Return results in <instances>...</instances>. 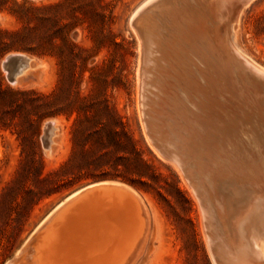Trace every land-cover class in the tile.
Masks as SVG:
<instances>
[{"label": "rangeland", "instance_id": "rangeland-1", "mask_svg": "<svg viewBox=\"0 0 264 264\" xmlns=\"http://www.w3.org/2000/svg\"><path fill=\"white\" fill-rule=\"evenodd\" d=\"M26 1L28 3H25ZM66 1L68 0H0V30L11 33H20L21 35L13 37V39L20 41L23 39V36L28 33L30 28L33 30L32 32H36L38 35L43 34L47 32L52 26L48 21L45 20V18L55 13L53 8L46 6ZM72 1L73 0H70V2ZM76 1L79 2V5L87 3L84 7L86 10H88L93 8V4H96L98 0ZM102 3L103 8L99 9V11L104 14V18L103 20H98L97 24H93V32L95 34H99L101 31H103V34L105 35L113 33L118 45L112 44L111 39L105 37L103 40L105 46L98 50L95 47L94 42L89 38L91 34L88 29L78 27L71 34L72 39L76 43H79L85 47H92V53H90V55L94 56L89 60L88 67L93 68L95 65H98L99 67L94 70L92 79L90 78L91 73L86 72L84 78L80 80L79 74L76 72L74 84L72 85V91H74V93L78 92L83 96H87V102L89 104L107 101L110 106H113L121 115L125 117V121L127 122L130 132L137 140L141 142L140 145L144 152L143 156L145 160L148 161V164L152 167L156 178L151 182L152 187H150L148 191L138 190L129 184L112 180H86L82 183L74 185L72 188H68V185L73 182L71 173H76V170L72 169L71 171V169H68L66 172L67 174L63 175H61V173L56 175L53 172L60 170L62 165L69 160L72 154L73 117L70 119H68L65 115H60L58 117H47L42 120L40 124H38V116L34 115L33 113L29 114L26 109L20 108L15 103L11 104L7 108L0 109V121L3 123H0V264L50 263L51 260L47 261L45 256L47 248L50 250V247L52 246L48 247L46 241H44L42 238L44 236L43 232L46 229V225L49 226L51 224L49 221L58 211L54 213L52 212L57 208V206L65 202L66 199L74 193L91 185L102 184L105 182L120 183L128 186L130 189L127 190L135 197L137 204L141 209L143 219V225L141 224V227H136L132 232L125 236L123 240L115 246L114 249H116V251L113 249L110 252V255L107 258V264H215L209 246L208 234L204 225L205 223L203 214L200 213L202 212L201 206H199L200 202L196 197L194 188L192 187L189 178L184 174V172L178 169L172 160L166 158L162 153H160L156 144H160L161 142L159 140L166 138L170 140L171 144H177L176 146H182V148L185 149L184 147H186V142L191 140L189 139V136L191 135L190 133L199 132L198 135L201 137L199 136L198 140L201 141L197 140L195 147L197 150L200 146L198 149L199 151H197L201 154V156L198 155L196 151V158L200 162L202 161V163L204 161L205 164H207H203L206 166V168L213 167L211 163L214 166L216 165L218 168L215 171L216 173L218 172L217 174L213 172L214 174H211L210 177L204 174V177H206L207 180L212 179L214 191L218 192L219 189H221V184L225 182L228 183L229 181V183L232 182L235 184L236 189L240 187L239 189H241L244 193V201L240 203L237 200L238 196L232 193L227 196H230L229 198H226V195L224 197L221 196L217 198L218 204H220V208L222 210L221 215L225 216L228 214L231 217L229 220V222L231 221L230 228H225V231L227 230L225 232V236L228 238V242H230V236V239L232 240L234 237L233 234L238 230V232H240L242 229L243 232L245 231L242 234V239H245L244 241H248L246 237L248 234L251 235L254 232L257 233L258 229H256V226H252V222L249 221L248 215H250L252 211L255 212V209H258V211L262 210V213H264V208H261L264 207V155L261 154L262 151H264V89L261 88L250 77L247 71V66L245 62H243L245 59L242 54H244L245 57L247 56L246 58L251 59L253 62L264 68V0H251L249 4L244 7L240 14L237 28L232 34L231 41H233L234 44H230L229 41H227L230 38V33H228L230 24L229 22H231L232 19L228 18V14L226 16L222 14V12L219 11L220 8L217 6V3L214 1H209L202 6L192 5L187 1L178 2L176 0L165 2L161 0H155L153 2L152 0H103ZM166 7H168V10H166ZM175 8H177L178 11H175ZM182 8H184L186 13ZM14 11L19 13L24 18L23 21L20 20L16 14H14ZM147 11H149V13ZM155 12L157 13L156 16ZM218 13L219 15H217ZM149 14H151V16ZM168 14H174V18L172 17L174 20L170 17L171 15L169 16ZM213 15L216 16V19L219 21L215 22L216 19ZM221 15L222 17H225L223 19L226 23L222 21L223 19ZM150 17L151 19L154 17L153 21L150 19ZM137 18L139 19L137 20ZM165 18H168L169 21ZM149 19L150 23L148 21ZM220 21H222V23ZM146 24H148V26ZM189 26H194V28ZM224 26L226 27V32H224ZM165 27L168 30H166ZM158 30H161L160 32H162V34L159 33ZM153 32L155 33L153 34ZM186 37L190 40L188 39L187 41ZM153 45H155L154 48H152ZM20 52L30 54L38 58L41 66L33 69L32 72L34 76L32 77L33 79L31 78V82L28 81V85L13 86L8 82L7 73L2 68V62L7 55ZM148 52L150 55H148ZM144 53L147 56L155 55V59L152 56V58H148ZM160 53L161 55H158ZM166 55L167 57L169 56V58H166ZM85 56L87 55L85 54ZM196 57L200 58V60ZM149 59H152V62ZM169 59L172 61V63ZM200 61H202V63ZM145 62H147V64ZM166 63L168 64L167 66ZM173 63L174 65L172 66ZM154 64H157L156 70H154ZM195 65L196 69L193 67ZM147 66L150 67L147 68ZM0 68L3 72L6 82L14 89L36 90L43 93L44 95L49 96L50 98L60 94V90L58 89L60 69L58 60L54 56L49 54L39 55L25 50L11 51L2 58L0 62ZM172 70L175 71L173 72ZM196 70L198 71L195 72ZM202 70L204 71L202 72ZM192 72L194 73L192 74ZM147 73L149 74L147 75ZM202 73L204 74L203 76ZM145 74L149 77L146 76V78L144 76ZM165 74L167 76L169 75L168 78ZM157 77L162 79L159 80V83L156 82L158 85L156 83L152 84L148 81L151 78H155L157 81ZM165 77L167 80L170 79L169 81L171 82L167 81ZM191 79L193 83L190 82ZM181 80L184 81V83ZM198 80H201V83L197 82ZM146 81L147 84L144 85ZM208 81H210V83H207ZM32 83L35 84L33 85ZM161 83L164 84L167 89H163L165 87ZM185 83L189 88H186L187 86L185 87ZM192 84L195 85L193 86ZM210 84L213 85V88L210 86ZM180 85L182 87H180ZM200 85L203 88V90L200 91L202 93L198 92V90L202 89ZM204 85H206V87ZM184 87L186 89V93L185 89L182 90ZM230 87L231 89H229ZM191 89L193 90L191 91ZM164 90L166 94L163 93ZM194 91L198 93L196 94ZM203 91L206 92L204 93ZM175 92L176 94L178 93V95H176ZM180 92L184 93L181 95ZM173 93L176 95L177 99L175 98V95L173 97ZM183 94H194L192 95L191 99L193 102L194 100L196 101L194 104L197 106H194L193 103L190 105L192 101H190V103L184 101L185 98ZM191 95H187L188 99L191 97ZM209 95L212 99H210V97L208 98ZM162 96L167 97L165 98ZM147 97L150 99H146ZM181 97L184 99L182 100ZM225 97H227V99ZM157 98H160V100ZM207 98L210 101L207 100ZM196 99H198V101ZM202 99L205 100V102H208L209 106L206 103L205 104L207 106L204 105ZM161 100H163V103L160 102ZM231 100H233V103H231ZM18 101L19 104H23V100L18 99ZM173 101H176L177 103ZM159 102L162 105L159 104ZM167 102L175 108L170 107V104L168 105ZM217 103L220 104L218 107L216 106ZM156 104H159L160 106ZM234 104H236V108ZM212 105L214 107H212ZM225 106L227 110L225 109ZM164 107L168 109H165ZM193 107H196V109ZM211 107L212 109L210 110L209 108ZM161 108L162 110L165 109L164 113ZM180 108L183 109L181 110ZM152 109L154 110L152 111ZM159 109L160 111H158ZM184 109H189L190 112H188L189 110L186 111ZM213 109L216 110L214 111ZM156 110L160 113L157 114ZM195 110L197 113L194 114V112H196ZM223 110L225 112H223ZM183 111L186 112L184 118L182 117L185 114ZM230 111L233 112L230 113ZM247 111L250 112V114H248ZM180 112H183V114ZM176 113H178V115ZM162 114L164 115L162 116ZM180 114L182 115L180 116ZM197 114L198 117L196 118ZM234 114H236L237 117ZM255 114L258 116L257 120ZM247 115H249V118ZM223 116H225L226 119L222 118ZM157 117L158 119H156ZM189 117L193 119H190ZM49 119H55L60 129L57 135L58 144L51 156L45 155L42 147L44 123ZM178 119H180V122L182 121V123H180ZM176 120H178V122ZM192 120L196 121V124H194ZM204 120L207 121V123ZM227 120L229 122L231 120V122L229 123ZM238 120H240L241 123ZM250 120L251 123L253 122L252 124L249 122ZM199 121L201 123H199ZM214 121L217 122L214 123ZM175 122L176 124H174ZM189 122H192L190 123L192 124L191 126ZM203 122L204 124L202 125ZM208 122L213 126L211 125L212 127H209L210 124ZM163 123L166 126H164ZM177 123L181 127H179ZM205 123L206 126H204ZM245 124L248 126L246 127ZM216 125L218 129L216 128ZM163 127H167L165 129V131L167 130L166 132L164 131ZM168 127H170L169 129L171 132L168 130ZM174 127L177 128L173 129ZM206 128H209L208 131ZM234 130L236 131L234 132ZM187 131L190 132H188L189 135ZM183 133L185 135H182ZM218 133L220 136H218ZM174 134L177 136L175 137ZM254 135L258 139L255 138ZM237 137L238 139H236ZM244 139L247 140L244 141ZM184 141L185 145L183 143ZM241 141H243V143ZM180 143L182 145H180ZM212 144H216L214 145L216 148H214ZM201 145H203L206 149L202 148L203 146L201 147ZM231 145L233 149L230 147ZM37 146L40 147L43 154V177L47 179L46 181H38L34 174L35 171H32L34 169V163L31 161V155L33 151L36 150ZM208 150L209 153L207 152ZM246 150L249 152H246ZM213 151L214 154L217 153L216 157L213 155ZM258 151L260 152L258 153ZM211 152L214 156L212 158ZM249 155L252 157V160H250L251 158H248ZM241 157L242 159H240ZM230 158L234 159L231 160ZM213 159L215 162L219 161V164L218 162L217 164L213 162ZM241 160L242 163L245 161L246 163H243V165ZM223 161L225 163H223ZM226 162L229 163L226 164ZM256 163H259V165ZM224 164L228 166L225 167L229 170L225 169ZM235 165L236 168L233 167ZM242 165L246 167H242ZM219 167L222 169L221 172L219 171ZM254 167H256L255 170L257 167L258 169L255 171L252 169ZM239 170L241 173L246 175L244 176V174H240ZM210 171L212 172L211 168ZM232 173H234V175ZM215 175L218 177H214ZM219 175L221 176L220 178ZM228 175L230 176L225 179L224 177H227ZM239 175L242 177H239ZM256 176H258L257 179H255ZM230 177L232 178L230 179ZM234 178H236L238 182ZM249 181H251V183ZM111 186L114 187L116 185ZM250 192L252 194H250ZM252 196H256L257 198H253ZM226 204L229 207L226 206ZM249 211L251 212L250 214ZM238 214L239 217H237ZM235 219L236 221L237 219L242 220H240L241 223L239 222L240 229L239 224H235ZM236 225L238 230L236 229ZM74 228L75 229L72 230L70 228H66L62 237L58 235V239H64L67 245L71 244L72 239L75 240L76 243V238L79 237V233L81 231L77 227ZM249 230L251 232H249ZM38 237H40V239L37 240ZM55 239L56 237L53 240ZM127 242L129 244H127ZM120 250L122 251L120 252Z\"/></svg>", "mask_w": 264, "mask_h": 264}, {"label": "bare ground", "instance_id": "bare-ground-1", "mask_svg": "<svg viewBox=\"0 0 264 264\" xmlns=\"http://www.w3.org/2000/svg\"><path fill=\"white\" fill-rule=\"evenodd\" d=\"M153 1H155V0H152V2ZM214 2H216L217 3V6L220 8L219 9V11L220 12H222V14H224L225 16L228 14L229 16H228V18H230V19H232V21L231 22H234V23H236V24H238V22H239V17H240V14H241V12L243 11V9H244V7L245 6H247L248 4H249V2L251 1V0H213ZM253 1V0H252ZM211 2H212V0H211ZM169 4V3H168ZM173 4V3H172ZM213 4V3H212ZM166 5V4H165ZM174 5V4H173ZM178 5V4H177ZM147 6V5H146ZM162 6H163V4H162ZM181 6V5H180ZM216 6V7H217ZM178 7H179V5H178ZM158 8V7H157ZM167 9L166 10H168V7H166ZM185 8V7H184ZM184 8H182L183 10H184ZM186 8H188V7H186ZM191 8V7H190ZM195 8V7H194ZM211 8H212V6H211ZM170 9V8H169ZM176 10L175 11H178L177 10V8H175ZM181 9V10H182ZM189 9V8H188ZM140 10H141V8H140ZM172 10V9H171ZM200 10V9H199ZM198 10V11H199ZM217 10H218V8H217ZM155 11V10H154ZM153 11V12H154ZM137 12H139V11H137ZM148 13H149V11H147ZM146 12V13H147ZM157 12V11H156ZM155 12V16L157 15V13ZM159 12H160V10H159ZM170 12V11H169ZM184 12H185V10H184ZM189 12V11H188ZM206 12V11H205ZM144 13V12H143ZM176 13V12H175ZM174 13V14H175ZM177 13H179V12H177ZM182 13H183V11H182ZM186 13V12H185ZM199 13H200V11H199ZM145 14V13H144ZM153 14V13H152ZM174 14H168L171 18L173 17V15ZM201 14V13H200ZM206 14V13H205ZM207 14H208V12H207ZM150 16H151V14H149ZM154 15V14H153ZM165 15V14H164ZM164 15H163V18H164ZM217 15H219V13L217 14ZM139 16V15H138ZM144 16V15H143ZM143 16H142V19H143ZM161 16V15H160ZM160 16H158V17H160ZM209 16H211V15H209ZM214 16V15H213ZM145 17V16H144ZM158 17H156V18H158ZM167 17V16H166ZM205 17V16H204ZM215 17V19H216V16H214ZM221 17H222V15H221ZM147 18V17H146ZM148 18H149V16H148ZM147 18V19H148ZM153 18L154 17H152V19H151V17H150V19L153 21ZM174 18V17H173ZM172 18V19H173ZM223 18H225V17H222V19ZM139 18H137V20H138ZM150 19L148 20L149 21V23H150ZM165 19H168V18H165ZM214 19V20H215ZM218 19H219V17H218ZM227 19V18H226ZM140 20H141V18H140ZM146 20V19H145ZM156 20V19H155ZM174 20V19H173ZM210 20V19H209ZM157 21H158V19H157ZM160 21H162V20H160ZM159 21V22H160ZM168 21H169V19H168ZM217 21H219V20H217L216 19V21L215 22H217ZM222 21H224V19L222 20ZM222 21H220L221 23H222ZM229 21V20H228ZM134 22V21H133ZM156 22V21H155ZM174 22V21H173ZM225 22V21H224ZM231 22H229L230 24H231ZM148 23V22H147ZM153 23V22H152ZM212 23V22H211ZM226 23V22H225ZM133 24V23H132ZM191 24V23H190ZM212 24H214V23H212ZM216 24V23H215ZM220 24V23H219ZM230 24H229V26H230ZM141 25V24H140ZM147 26H148V24H146ZM150 25V24H149ZM164 25V24H163ZM193 25V24H192ZM191 25V26H192ZM137 26V25H136ZM145 26V25H144ZM169 26V25H168ZM191 26H189V27H191ZM197 26V25H196ZM195 26V27H196ZM141 27V26H140ZM225 27V26H224ZM166 28V27H165ZM191 28H194V26L193 27H191ZM197 28V27H196ZM214 28V27H213ZM153 29V28H152ZM160 29V28H159ZM198 29V28H197ZM139 30V29H138ZM157 30V29H156ZM162 30V29H161ZM160 30V31H161ZM166 30H168L167 28H166ZM195 30V29H194ZM226 30V27H225V29H224V32H226L225 31ZM151 31H153V30H151ZM159 31V30H158ZM159 31V33H161L162 34V32H160ZM170 31V30H169ZM164 32V31H163ZM223 32V33H224ZM155 32H153V34H154ZM229 33V32H228ZM188 34V33H187ZM227 35V34H226ZM152 36V35H151ZM163 36H164V34H163ZM229 36V35H228ZM149 37H150V35H149ZM227 37V36H226ZM230 37V36H229ZM151 38V37H150ZM165 38V37H164ZM187 38V37H186ZM188 39L189 38H187V41H188ZM142 40H144V39H142ZM150 40V39H149ZM158 40V39H157ZM162 40V39H161ZM186 40V39H185ZM190 40V39H189ZM141 41V40H140ZM160 41V40H159ZM177 41V40H176ZM227 41H229V43L230 44H232L233 43V41H231L230 40V38L227 40ZM231 41V42H230ZM149 42V41H148ZM154 42V41H153ZM156 42V41H155ZM144 43H145V41H144ZM163 43H164V41H163ZM180 43H182V42H180ZM156 44H158V43H156ZM234 44V43H233ZM142 45V44H141ZM147 45V44H146ZM152 45V44H151ZM160 45V44H159ZM150 46V45H149ZM154 46L155 45H153V47L152 48H154ZM162 46V45H161ZM177 47V46H176ZM182 47V46H181ZM237 47V46H236ZM236 47H235V49H236ZM156 48H158V47H156ZM155 48V49H156ZM162 48V47H161ZM177 48H179V47H177ZM176 48V49H177ZM231 49H232V47H231ZM238 49V48H237ZM145 50H146V48H145ZM178 50V49H177ZM233 50V49H232ZM148 51V50H147ZM157 51H158V49H157ZM170 52H172V51H170ZM174 52V51H173ZM178 52V51H177ZM180 52V51H179ZM239 52V51H238ZM146 53V52H145ZM144 53V54H145ZM168 53V52H167ZM241 54H242V52H241ZM240 54V55H241ZM146 55V54H145ZM148 55H150L149 54V52H148ZM158 55H161V53L160 54H158ZM243 56H244V59H245V62H246V65L247 66H249L250 67V69L251 70H253V71H256V73H258V74H262V75H264V68H262L261 66H259L258 64H256L255 62H253L251 59H249V58H246L245 57V55L244 54H242ZM147 56V55H146ZM152 56V55H151ZM147 56L148 58H152V57H154V59H155V55L154 56ZM176 56V55H175ZM146 57V58H147ZM177 57V56H176ZM145 58V57H144ZM166 58H169V56L167 57V55H166ZM174 58V57H173ZM178 58V57H177ZM197 58V57H196ZM238 58V57H237ZM176 59V58H175ZM197 59H199L200 60V58H197ZM242 59H243V57H242ZM144 60H146V59H144ZM150 60V59H149ZM148 60V61H149ZM152 60V59H151ZM150 60V61H151ZM158 60V59H157ZM170 60V59H169ZM177 60V59H176ZM149 61V62H150ZM171 61V60H170ZM181 61V60H180ZM144 62V61H143ZM148 62V63H149ZM152 62V61H151ZM177 62V61H176ZM190 62L192 63V61L190 60ZM189 62V63H190ZM201 63H202V61H200ZM244 62V61H243ZM141 63V62H140ZM146 64H147V62H145ZM144 63V64H145ZM154 63H156V62H154ZM164 63H165V61H164ZM171 63H172V61H171ZM145 64V65H146ZM170 64V63H169ZM177 64V63H176ZM182 64V63H181ZM181 64H180V66H181ZM244 64V63H243ZM151 65V64H150ZM155 65V64H154ZM157 65V64H156ZM156 65L154 66V70H156ZM168 64L166 63V66H167ZM171 65V64H170ZM174 65V63L172 64V66ZM193 65V64H192ZM141 66V65H140ZM153 66V65H152ZM171 66V67H172ZM176 66H178V65H176ZM184 66V65H183ZM148 67H150V66H147V68ZM168 67H170V66H168ZM167 67V68H168ZM192 67V66H191ZM193 67H195V69H196V65L195 66H193ZM198 67V66H197ZM145 68H146V66H145ZM144 68V69H145ZM164 68V67H163ZM199 68H202V67H199ZM33 69L34 68H32V67H30V68H28L27 70H26V72H25V74H30V73H32V71H33ZM153 69V68H152ZM172 69H173V67H172ZM244 69H246V68H244ZM151 70V69H150ZM167 70H169V69H167ZM200 70V69H199ZM152 71V70H151ZM173 71V70H172ZM175 71V70H174ZM173 71V72H174ZM198 70H196L195 72H197ZM204 70H202V72H203ZM146 72V71H145ZM144 72V73H145ZM149 72V71H148ZM157 72V71H156ZM165 72V71H164ZM172 72V73H173ZM187 72H188V70H187ZM191 72V71H190ZM152 73V72H151ZM167 73V72H166ZM185 73V72H184ZM194 72H192V74H193ZM149 73H147V75H148ZM153 74V73H152ZM160 74H161V72H160ZM174 74V73H173ZM146 74L144 75L145 77L147 76ZM162 75V74H161ZM164 75V74H163ZM166 75V74H165ZM187 75V74H186ZM204 74L202 73V76H203ZM140 76V75H139ZM143 76V77H144ZM157 76V75H156ZM167 76V75H166ZM169 76V75H168ZM168 76H167V78H168ZM182 76H184V75H182ZM195 76V75H194ZM144 77V78H145ZM147 77H149V76H147ZM146 77V78H147ZM151 77V76H150ZM164 77V76H163ZM178 77V76H177ZM188 77V76H187ZM186 77V78H187ZM144 78H143V81H144ZM167 78L165 77V79L167 80ZM180 78V77H179ZM194 78V77H193ZM33 79V78H32ZM32 79H29L28 81L29 82H31V80ZM150 79V78H149ZM195 79H197V78H195ZM206 79V78H205ZM208 79V78H207ZM233 79V78H232ZM159 80H162L161 78H159V77H157V81L155 80V78L153 79V78H151L150 80H148L149 82H151L152 84H154V83H156V82H158L159 83ZM170 80V79H169ZM169 80H167V81H169ZM28 81H25V82H23V83H20V84H18V85H16V86H25V85H28L27 83H29ZM34 81V80H33ZM32 81V82H33ZM142 81V82H143ZM180 81V80H179ZM182 81V80H181ZM201 81V80H200ZM199 80L197 81V82H200ZM207 81V80H206ZM35 82V81H34ZM169 82H171V81H169ZM183 83H184V81H182ZM190 82H192L193 83V81H192V79H191V81ZM36 83V82H35ZM34 83V84H35ZM158 83H156L157 85H158ZM177 83V82H176ZM201 83V82H200ZM207 83H210V81H208ZM212 83V82H211ZM33 84V83H32ZM33 84V85H34ZM141 84V83H140ZM147 84V81H146V83L144 84V85H146ZM162 84V83H161ZM166 84H167V82H166ZM170 84V83H169ZM177 84H179V83H177ZM186 84V83H185ZM216 84V83H215ZM143 85V86H144ZM163 86H164V84H162ZM172 85V84H171ZM176 85V84H175ZM182 85H184V84H182ZM189 85H191V84H189ZM193 85V84H192ZM195 85V84H194ZM193 85V86H194ZM141 86V85H140ZM151 86V85H150ZM156 86V85H155ZM154 86V87H155ZM162 86V87H163ZM187 86V84L185 85V87ZM205 87H206V85H204ZM210 86L212 87L213 85H211L210 84ZM216 86H217V84H216ZM33 87V86H32ZM161 87V86H160ZM165 88H163V89H167L166 88V86H164ZM179 87V86H178ZM178 87H177V90H178ZM180 87H182L181 85H180ZM179 87V88H180ZM185 87L184 88H182V90L183 89H185ZM200 87L202 88V86L200 85ZM199 87V88H200ZM159 88V87H158ZM186 88H189L188 86L186 87ZM193 88V87H192ZM213 88V87H212ZM216 88V87H215ZM214 88V89H215ZM141 89V88H140ZM153 89V88H152ZM181 89V88H180ZM196 89H197V87H196ZM196 89H194L195 91H197ZM229 89H231V87L229 88ZM142 90V89H141ZM145 90V89H144ZM154 90V89H153ZM162 90V89H161ZM174 90V89H173ZM193 89H191V91H192ZM201 90H203V88L202 89H200V90H198V92L199 93H202V92H200ZM176 91V90H175ZM190 91V92H191ZM194 91V92H195ZM207 91V90H206ZM206 91H203L204 93L206 92ZM234 91V90H233ZM263 91V90H262ZM168 92V91H167ZM197 92V93H198ZM223 92H224V90H223ZM143 93V92H142ZM144 93H145V91H144ZM150 93H152V92H150ZM163 93H165V90L163 91ZM181 93V92H180ZM182 93H184V92H182ZM182 93H181V95H182ZM185 93H186V89H185ZM188 93V92H187ZM196 93V92H195ZM196 93V94H197ZM208 93H210V92H208ZM216 93H218V92H216ZM161 94V93H160ZM166 94V93H165ZM165 94H162V95H165ZM168 94V93H167ZM172 94V93H171ZM175 94H176V92H175ZM174 93H173V97H174V95H175ZM235 94V93H234ZM249 94V93H248ZM152 95H154V94H152ZM176 95H178V93L176 94ZM176 95H175V98H176ZM188 96H190L191 94H187ZM187 95L186 94H183V96H184V98H185V100L184 101H187L188 103H190V101H192V95H194V94H192L191 95V97L188 99V97H187ZM204 95V94H203ZM202 95V96H203ZM161 96V95H160ZM182 96V97H183ZM197 96H199V95H197ZM201 96V95H200ZM236 96V95H235ZM162 97H165V96H162ZM161 97V98H162ZM167 97V96H166ZM165 97V98H166ZM182 97H181V99H182ZM204 97V96H203ZM202 97V98H203ZM210 97V95L208 96V98ZM238 97V96H237ZM236 97V98H237ZM149 97H147L146 99H148ZM164 98V99H165ZM183 98V99H184ZM195 98H197V97H195ZM207 98V100H209ZM226 99H227V97H225ZM150 99V98H149ZM157 99H159L160 100V98H157ZM177 99V98H176ZM182 99V100H183ZM201 99V98H200ZM199 99V100H200ZM210 99H212L211 97H210ZM153 100V99H152ZM194 100V99H193ZM197 101H198V99H196ZM203 100V99H202ZM230 100V99H229ZM234 100V99H233ZM233 100H231V103H233L232 101ZM148 101V100H147ZM154 101V100H153ZM163 100H161L160 102H162ZM172 101V100H171ZM179 101V100H178ZM181 101V100H180ZM210 101V100H209ZM243 101V100H242ZM159 102V104H161ZM169 102V101H168ZM167 102V103H168ZM173 102H175V103H177L176 101H173ZM173 102H171V103H173ZM194 102H196L195 100H194ZM194 102L192 101L191 102V104L190 105H192V103L194 104ZM203 102V104L204 105H206V104H208V102H205V100H203L202 101ZM212 102H215V101H212ZM229 102V101H228ZM245 102V101H244ZM149 103V102H148ZM152 103V102H151ZM163 103V102H162ZM206 103V104H205ZM263 103H264V101H263ZM153 104V103H152ZM159 104H156V105H158V106H160ZM170 103H168V105H169ZM181 104H182V102H181ZM246 104V103H245ZM250 104V103H249ZM162 105V104H161ZM165 105V104H164ZM175 105V104H174ZM179 105H180V103H179ZM189 105V104H188ZM200 105V104H199ZM211 105V104H210ZM220 104H216V106L218 107ZM236 104H234V106H235ZM167 106V105H166ZM170 107H174V106H171V104L169 105ZM168 106V107H169ZM194 106H197L196 104H194ZM207 106V105H206ZM205 106V107H206ZM208 106H209V104H208ZM148 107H150V106H148ZM157 107V106H156ZM177 107V106H176ZM183 107H184V105H183ZM186 107V106H185ZM191 107V106H190ZM203 107V106H202ZM212 107H214L213 105H212ZM212 107L211 108H209L210 110L212 109ZM237 107H239V106H237ZM159 108V107H158ZM163 108V107H162ZM162 108H161V110H162ZM165 108V107H164ZM175 108V107H174ZM193 108H195L196 109V107H193ZM207 108V107H206ZM216 108V107H215ZM220 108V107H219ZM222 108V107H221ZM228 108V107H227ZM235 108H236V106H235ZM240 108V107H239ZM157 109V108H156ZM165 109H168V108H165ZM164 109V110H165ZM169 109H172V108H169ZM181 109V108H180ZM179 109V110H180ZM183 109V108H182ZM181 109V110H182ZM191 109V108H190ZM199 109V108H198ZM217 109V108H216ZM215 109V110H216ZM223 109V108H222ZM225 109H226V106H225ZM241 109H243V108H241ZM154 109H152V111H153ZM164 110H162L163 111V113H164ZM174 110V109H173ZM172 110V111H173ZM184 110H186V109H184ZM189 110V109H188ZM188 110H186V111H188ZM200 110V109H199ZM206 110V109H205ZM214 110V109H213ZM214 110V111H215ZM227 110V109H226ZM253 110H255V109H253ZM262 110V109H261ZM157 111V110H156ZM158 111H160V109L158 110ZM156 112L157 114L158 113H160V112ZM167 111V110H166ZM171 111V112H172ZM196 111V110H195ZM222 111V110H221ZM229 111V110H228ZM263 111V110H262ZM175 112H176V110H175ZM184 112V111H183ZM183 112H180V113H182L183 114ZM188 112H190V110L188 111ZM194 112V111H193ZM193 112H192V114H193ZM199 112V111H198ZM201 112H203V111H201ZM206 112H207V110H206ZM205 112V113H206ZM223 112H225L224 110H223ZM222 112V113H223ZM227 112V111H226ZM231 112H233V111H230V113ZM252 112H254V111H252ZM154 113V112H153ZM162 113V112H161ZM169 113V112H168ZM174 113V112H173ZM185 114L182 116L183 118H184V116L186 115V112H184ZM195 113H197V111L196 112H194V114ZM200 113V112H199ZM216 113V112H215ZM244 113H245V110H244ZM247 113L248 114H250V112H248L247 111ZM256 113H257V111H256ZM165 114H166V112H165ZM177 115H178V113H176ZM182 114H180V116L182 115ZM191 114V113H190ZM201 114V113H200ZM217 114H218V112H217ZM221 114V113H220ZM263 114H264V112H263ZM164 114H162V116H163ZM169 115V114H168ZM171 115V114H170ZM173 115V114H172ZM176 115V116H177ZM209 115V114H208ZM216 115V114H215ZM232 115V114H231ZM230 115V116H231ZM234 115H236V114H234ZM251 115H253V114H251ZM250 115V116H251ZM155 116V115H154ZM166 116V115H165ZM206 116V115H205ZM233 116V115H232ZM248 116V118H249V115H247ZM255 116H256V114H255ZM254 116V117H255ZM179 117V116H178ZM181 117V118H182ZM198 117V114H197V116H196V118ZM209 117V116H208ZM213 117V116H212ZM211 117V118H212ZM236 117H237V115H236ZM260 117V116H259ZM171 118H173V117H171ZM177 118V117H176ZM180 118V117H179ZM183 118H182V120H183ZM190 119H193V118H191V117H189ZM188 118V119H189ZM195 118V117H194ZM222 118H225V116H223ZM221 118V119H222ZM233 118V117H232ZM241 118V117H240ZM246 118V117H245ZM247 118V119H248ZM156 119H158V117L156 118ZM175 119V118H174ZM205 119V118H204ZM220 119V120H221ZM226 119V118H225ZM224 119V120H225ZM227 119H228V116H227ZM230 119V118H229ZM252 119H254V118H252ZM258 119V116H256V120ZM168 120V119H167ZM179 120V122H180V119H178ZM178 120H176L177 122H178ZM197 120V119H196ZM201 120V119H200ZM210 120V119H209ZM223 120V121H224ZM242 120V119H241ZM263 120V119H262ZM261 120V121H262ZM163 121V120H162ZM166 121V120H165ZM190 121V120H189ZM193 121V123L194 124H196L195 122L196 121H194V120H192ZM205 121V120H204ZM207 121H208V119H207ZM207 121H205L206 123H207ZM228 121V120H227ZM239 122H240V120H238ZM253 121V120H252ZM261 121H259V122H261ZM264 121V120H263ZM169 122V121H168ZM174 122V121H173ZM187 122V121H186ZM198 122V121H197ZM212 122V121H211ZM217 122V121H216ZM215 121H214V123H216ZM229 122V121H228ZM230 122H231V120H230ZM229 122V123H230ZM237 122V121H236ZM250 123H251V120L249 121ZM248 122V123H249ZM256 122H258V121H256ZM170 123V122H169ZM180 123H182V121L180 122ZM190 123H192V122H189V124ZM199 123H201L200 121H199ZM206 123H205V125L204 126H206ZM209 123V122H208ZM222 123V122H221ZM226 123V122H225ZM232 123H233V121H232ZM238 123V122H237ZM241 123V122H240ZM253 123V122H252ZM251 123V124H252ZM263 123V122H262ZM261 123V124H262ZM164 124V123H163ZM173 124V123H172ZM172 124H171V127H172ZM174 124H176V122L174 123ZM204 124V122L202 123V125ZM210 124V123H209ZM256 124V123H255ZM260 124V125H261ZM177 125H178V123H177ZM176 125V126H177ZM186 125H188V124H186ZM192 124H190V126H191ZM198 125V124H197ZM200 125V124H199ZM212 124H210V126L209 127H212L211 126ZM218 125V124H217ZM217 125H216V128H217ZM226 125V124H225ZM235 125H236V123H235ZM246 125V127L248 126L247 124H245ZM263 125V124H262ZM164 126H166L165 124H164ZM179 127H181L180 125H178ZM215 126V125H214ZM226 126H228V125H226ZM237 126V125H236ZM253 126V125H252ZM178 127V128H179ZM183 127V126H182ZM187 127V126H186ZM203 127V126H202ZM208 127V126H207ZM219 127V126H218ZM223 127V126H222ZM221 127V128H222ZM167 128V127H166ZM166 128H164L163 127V129H164V131H165V129ZM170 127H168V130H170L169 129ZM177 128V127H176ZM175 127L173 128V129H176ZM184 128H185V126H184ZM228 128H230L229 126H228ZM239 128V127H238ZM252 128V127H251ZM172 129V130H173ZM196 129V128H195ZM194 129V130H195ZM203 129H204V127H203ZM209 129V128H208ZM208 129L206 128V130L208 131ZM214 129V128H213ZM218 129V128H217ZM231 129V128H230ZM235 129V128H234ZM247 129H250V128H247ZM261 129V128H260ZM184 130H186V129H184ZM253 130V129H252ZM255 130V129H254ZM262 130V129H261ZM264 130V129H263ZM164 131H163V133H164ZM167 131V130H166ZM165 131V132H166ZM182 131V130H181ZM198 131V130H197ZM213 131V130H212ZM233 131V130H232ZM236 130H234V132H235ZM255 131H257V130H255ZM258 131H259V129H258ZM169 132V131H168ZM170 132H171V130H170ZM179 132H180V130H179ZM189 131H187V133H188ZM206 132V131H205ZM239 132H241V131H239ZM264 132V131H263ZM185 133H186V131H185ZM190 133V132H189ZM189 133H188V135H189ZM207 133V132H206ZM242 133V132H241ZM175 134H176V132H175ZM175 134H174V136H175ZM191 135L189 136V139H191V140H189L188 142H186L187 144H186V147H184L185 149H183L182 148V146L181 147H179V146H176V145H173V144H171L170 143V140L169 139H166V138H164V139H161V140H159L161 143L160 144H156V146L159 148V151H160V153H162L166 158H169L170 160H172L173 162H174V165H176L177 167H178V169H180L182 172H184V174L189 178V180H190V183H191V185H192V187L194 188V192H195V194H196V197L198 198V200H199V202H200V205L199 206H201V210H202V212H200V213H202L203 214V219H204V225H205V228L207 229V234H208V240H209V246H210V249H211V253H212V256H213V259H214V262H215V264H264V213H262V210H259L258 211V209H255L254 211L255 212H253L252 211V213L249 211V214L250 215H248L249 216V221L250 222H252L251 224H252V226L254 225V226H256V229H258V231H257V233H252L251 235L250 234H248L246 237H247V240L248 241H244L245 239L243 238L242 239V234L245 232H243V229L242 230H240V232H238L239 230L237 229L238 227H237V225L239 224V229H240V220H238L237 219V221H236V219H235V221H236V223L235 224H237L236 225V229L238 230V231H236L234 234H233V238H232V240L230 239L231 238V236H230V238H229V240H230V242H228V238L225 236V232L227 231H225V228L227 227V228H230V225H231V221L229 222V220H230V215H221V208H220V204H218V197H221V196H225L226 195V198H229V197H227L228 195H230V193H232V194H234V195H237L238 197V201H239V203L240 202H243L244 201V193H243V191L241 190V189H236V187H235V184H233L232 182H230L229 183V181H228V183L227 182H225V183H222L221 184V189H219V191L218 192H216V191H214V189H213V186H212V179H210V180H207L206 179V177H204V174L206 175V176H208V177H210L211 176V174L213 175L214 173L213 172H215L218 168H217V166L215 165H213L212 163H211V165L213 166V167H210L211 168V170H212V172L210 171V168H206V166L205 165H207V164H205V162L203 161V163H202V161L200 162L196 157H197V155H196V151L199 149V147H198V149L196 150V141L198 140V138H199V136L200 135H198L199 134V132L197 133V132H191L190 133ZM215 134H216V131H215ZM228 134V133H227ZM259 134H261V133H259ZM164 135H166V134H164ZM163 135V136H164ZM182 135H185L184 133L182 134ZM222 135V134H221ZM241 135V134H240ZM263 135V134H262ZM169 136V135H168ZM167 136V137H168ZM177 136V135H176ZM175 136V137H176ZM181 136V135H180ZM212 136V135H211ZM218 136H220L219 135V133H218ZM222 136H224V135H222ZM222 136H221V138H222ZM228 136V135H227ZM229 136H232V135H229ZM243 136V135H242ZM255 136V135H254ZM166 137V136H165ZM170 137V136H169ZM186 137V136H185ZM201 137V136H200ZM208 137H209V132H208ZM214 137V136H213ZM217 137V136H216ZM184 138V137H183ZM211 138V137H210ZM229 138V137H228ZM247 138V137H246ZM255 138H257L256 136H255ZM207 139V138H206ZM219 139V138H218ZM224 139V138H223ZM230 139V138H229ZM236 139H238V137L236 138ZM250 139V138H249ZM258 139V138H257ZM178 140V139H177ZM185 140V139H184ZM208 140V139H207ZM211 140V139H210ZM232 140V139H231ZM247 140V139H246ZM245 139H244V141H246ZM263 140V139H262ZM173 141V140H172ZM175 141H176V139H175ZM186 141V140H185ZM185 141L183 142L184 143V145H185ZM198 141H201V140H198ZM204 141V140H203ZM206 141V140H205ZM236 141V140H235ZM217 142V141H216ZM219 142V141H218ZM242 143H243V141H241ZM256 142V141H255ZM254 142V143H255ZM260 142V141H259ZM206 143H207V141H206ZM210 143V142H209ZM208 143V144H209ZM220 144V143H219ZM218 144V145H219ZM228 144V143H227ZM232 144V143H231ZM247 144V143H246ZM258 144V143H257ZM264 144V143H263ZM180 145H182L181 143H180ZM214 145H216V144H214ZM213 144H212V146H214ZM221 145V144H220ZM230 145V144H229ZM261 145V144H260ZM203 145H201V147H202ZM207 146V145H206ZM222 146V145H221ZM257 146V145H256ZM209 147H211V146H209ZM231 148H232V145L230 146ZM202 148H204V146L202 147ZM208 148V147H207ZM214 148H216L215 146H214ZM222 148V147H221ZM250 148H251V146H250ZM253 148H255V147H253ZM204 149H206V148H204ZM209 149V148H208ZM224 149V148H223ZM233 149V148H232ZM256 149V148H255ZM258 149V148H257ZM211 150H212V148H211ZM199 151V150H198ZM197 151V153H198V155H200L201 156V154L199 153ZM217 151V150H216ZM227 151H229V150H227ZM236 151V150H235ZM256 151V150H255ZM261 151V150H260ZM260 151H258V153L260 152ZM201 152V151H200ZM208 153H209V150L207 151ZM246 152H249V151H247L246 150ZM254 152V151H253ZM263 152L264 151H262V155H264L263 154ZM239 153V152H238ZM250 153H251V151H250ZM257 153V152H256ZM255 153V154H256ZM206 154V153H205ZM52 154H49V155H47V156H51ZM203 155H204V153H203ZM202 155V156H203ZM207 155V154H206ZM211 155H212V152H211ZM210 155V156H211ZM213 155L216 157V155H217V153L216 154H214V151H213ZM211 156V158L212 157H214V156ZM246 155V154H245ZM221 156V155H220ZM247 156V155H246ZM256 156V155H255ZM204 157V156H203ZM206 157V156H205ZM208 157H209V155H208ZM257 157V156H256ZM255 157V158H256ZM234 158H236V157H234ZM234 158H232V159H234ZM248 158H251L250 160H252V157H250V155H249V157ZM247 158V159H248ZM259 158V157H258ZM262 158V157H261ZM189 159V160H188ZM197 159V160H196ZM200 159V158H199ZM217 159V158H216ZM215 159V160H216ZM231 159V158H230ZM231 159V160H232ZM240 159H242V157L240 158ZM211 160V159H210ZM256 160H257V158H256ZM212 161V160H211ZM210 161V162H211ZM228 161V160H227ZM233 161H235V160H233ZM248 161V160H247ZM253 161H254V159H253ZM252 161V162H253ZM260 161H261V159H260ZM260 161H259V163H260ZM207 162V161H206ZM213 162H215L214 161V159H213ZM218 162V164H219V161H217ZM217 162H215L216 164H217ZM209 163V162H208ZM223 163H225L224 161H223ZM227 163H229V162H226V164ZM231 163H233V162H231ZM241 163H242V160H241ZM243 163H246V161L245 162H243ZM242 163V164H243ZM254 163V162H253ZM259 163L257 164V165H259ZM203 164H205V165H203ZM226 164H224V167L226 166ZM239 164V163H238ZM238 164H236V165H238ZM264 164V163H263ZM209 165V164H208ZM221 165V164H220ZM219 165V166H220ZM232 165V164H231ZM236 165L235 166H233V167H235L236 168ZM244 165V164H243ZM242 165V167H246V166H243ZM255 165V164H254ZM253 165V166H254ZM175 166V167H176ZM230 166V165H229ZM249 166H250V164H249ZM261 166H263V165H261ZM226 167H228V166H226ZM225 167V169H227ZM232 167V168H233ZM252 167V166H251ZM251 167H249V168H251ZM231 168V169H232ZM235 168H233V169H235ZM255 168L256 167H254V168H252V169H254L255 170ZM260 168H262V167H260ZM259 168V169H260ZM237 169H238V167H237ZM242 169V168H241ZM257 169H258V167H257ZM256 169V170H257ZM263 169V168H262ZM221 170L222 169H220V167H219V171L221 172ZM227 170H229V169H227ZM250 170V169H249ZM255 170V171H256ZM178 171V170H177ZM236 171V170H235ZM240 171V170H239ZM244 171H246V170H244ZM248 171V170H247ZM264 171V170H263ZM223 172V171H222ZM226 172V171H225ZM230 172V171H229ZM231 172H232V170H231ZM230 172V173H231ZM237 172V171H236ZM242 172H243V170H242ZM216 173V172H215ZM218 173V172H217ZM216 173V174H217ZM224 173V172H223ZM246 173H250V172H246ZM233 175H234V173H232ZM238 174H239V172H238ZM240 174H244V173H241V171H240ZM264 174V173H263ZM223 175V174H222ZM246 174H244V176H245ZM230 175H228L227 177H224L225 179H227L228 177H229ZM241 175H239V177H240ZM248 176V175H247ZM259 176V175H258ZM258 176H256V178L255 179H257V177ZM214 177H216V175L214 176ZM218 177V176H217ZM216 177V178H217ZM221 176L219 175V178H220ZM223 177V176H222ZM237 177V176H236ZM242 177V176H241ZM251 177V176H250ZM232 177H230V179H231ZM259 178H262V177H259ZM234 179H236V178H234ZM240 179V178H239ZM252 179V178H251ZM184 180H186V179H184ZM236 181H237V179H236ZM262 181V180H261ZM260 181V182H261ZM238 182V181H237ZM240 182V181H239ZM244 182V181H243ZM250 183H251V181H249ZM257 183V182H256ZM255 183V184H256ZM258 184V183H257ZM105 185H107V186H105ZM110 185V186H109ZM111 185H116V186H111ZM241 185H242V183H241ZM238 186V185H237ZM239 186H240V184H239ZM118 187V188H117ZM120 187V188H119ZM191 187V188H192ZM262 187V186H261ZM260 187V188H261ZM122 188V189H121ZM190 188V189H191ZM244 188V187H243ZM127 189H130L128 186H126V185H123V184H120V183H109V182H105V183H102V184H95V185H91V186H89V187H86V188H84V189H82V190H80V191H78V192H76V193H74L73 195H71L70 197H68L67 199H66V201L65 202H63V203H61L59 206H57V208L52 212V213H54V212H56V211H58V212H56L53 216V218L49 221V223H51L49 226H47L46 225V229H45V231L43 232V240L44 241H46V243H47V246L48 247H50V246H52V247H50V250H49V248H47V250H46V260L48 261V260H51V262L50 263H48V264H107V258H108V256L110 255V252L115 248V246L116 245H118L122 240H123V238L125 237V236H127L130 232H132L136 227H141V224L143 225V219H142V212H141V209H140V207H139V205L137 204V201L134 199V196L131 194V193H129L128 192V190ZM252 189H253V187H252ZM241 190V191H240ZM247 190V189H246ZM228 191V192H227ZM247 192H249V191H247ZM246 192V193H247ZM193 193V192H192ZM245 193V194H246ZM261 193V192H260ZM264 193V192H263ZM250 194H252L251 192H250ZM195 197V196H194ZM195 197V198H196ZM253 197V196H252ZM254 197H256V196H254ZM253 197V198H254ZM252 198V199H253ZM257 198V197H256ZM235 199V198H234ZM221 200V199H220ZM236 200V201H237ZM247 200V199H246ZM245 200V201H246ZM254 200V199H253ZM198 202V201H197ZM234 202V201H233ZM248 202V201H247ZM250 202V201H249ZM262 203V202H261ZM260 203V204H261ZM264 204V203H263ZM239 205H241V204H239ZM243 205V204H242ZM226 206H228L227 204H226ZM259 206V205H258ZM229 207V206H228ZM235 207V206H234ZM245 207V206H244ZM237 208V207H236ZM261 208H264V207H261ZM240 209V208H239ZM250 209H252V208H250ZM233 210V209H232ZM237 210V209H236ZM263 211H264V209H263ZM230 212H231V210H230ZM236 212V211H235ZM243 212V211H242ZM248 212V211H247ZM241 215V214H240ZM243 215V214H242ZM232 216V215H231ZM246 216V215H245ZM237 217H239V214H238V216ZM202 218V217H201ZM245 218V217H244ZM202 219V220H203ZM242 221V220H241ZM203 222V221H202ZM223 222H224V225H223ZM240 222V223H239ZM250 222H248V223H250ZM233 223H234V220H233ZM244 223V222H243ZM242 223V224H243ZM245 225V224H244ZM249 225V224H248ZM74 227H77L78 229H80V233H79V237L78 238H76L77 239V242L75 243V240H71V244H69V245H67L66 244V242H65V240L63 239H61L60 238V240L58 239V235H60V237H62L63 236V233H64V231H65V229L66 228H70L71 230L72 229H75ZM249 227V226H248ZM57 229V230H56ZM56 230V231H55ZM251 230V229H250ZM249 230V232H251ZM56 232V233H55ZM205 232V231H204ZM78 233V232H77ZM76 233V234H77ZM228 234V233H227ZM207 236V235H206ZM56 237V239L55 240H53L54 238ZM128 238V237H127ZM138 238V237H137ZM38 239H40V237H38L37 238V240ZM136 239V238H135ZM124 240H126V239H124ZM131 241V240H130ZM129 242V241H128ZM127 242V244H129ZM126 244V245H127ZM128 246V245H127ZM120 249H122V248H120ZM128 249V248H127ZM114 251H116V249H114ZM122 250H120V252H121ZM125 251V250H124ZM130 251V250H129ZM111 257V256H110ZM115 257V256H114Z\"/></svg>", "mask_w": 264, "mask_h": 264}, {"label": "trees", "instance_id": "trees-1", "mask_svg": "<svg viewBox=\"0 0 264 264\" xmlns=\"http://www.w3.org/2000/svg\"><path fill=\"white\" fill-rule=\"evenodd\" d=\"M102 1L98 0L97 5L93 4V8L88 10L84 7L87 3L79 5L76 0L46 6L55 10L53 15L45 18L52 25L51 28L39 35L30 28L21 41L13 39L20 33L0 30V62L11 51L25 50L56 57L60 69V94L50 98L36 90L12 88L0 68V109L15 103L29 114L38 116V124L47 117H73L72 154L60 170L53 172L63 175L67 174L68 169L76 170V173H71L73 182L68 188L86 180H112L148 191L156 177L143 156L141 142L130 132L125 117L107 101L89 104L87 96L72 91L76 72L80 80L86 72L91 73L92 79L94 70L99 66L88 67L89 60L94 56L90 55L92 47L76 43L71 34L78 27L88 29L91 34L89 38L98 50L105 46V37L118 45L113 33L105 35L103 31L99 34L93 32V24L104 18V14L99 11L103 8ZM14 14L23 21L19 13L14 11ZM18 99L23 100V104H19ZM31 161L34 163L32 171H35L38 181H46L43 177V154L39 146L33 151Z\"/></svg>", "mask_w": 264, "mask_h": 264}, {"label": "water", "instance_id": "water-1", "mask_svg": "<svg viewBox=\"0 0 264 264\" xmlns=\"http://www.w3.org/2000/svg\"><path fill=\"white\" fill-rule=\"evenodd\" d=\"M161 1L165 2V1H172V0H161ZM176 1L178 2L187 1L188 3L192 5L202 6L211 0H176ZM236 28H237V24L234 22H231L229 26L230 40H232V34L236 30ZM40 66H41V63L38 58L30 54L21 53V52L12 53V54L7 55L2 62V68L7 73L8 82L13 86L18 85L22 82L28 81L34 76L33 72L30 74H25L28 68L33 67L34 69H36ZM247 71L250 77L261 88L264 89V75L256 73V71L251 70L249 66H247ZM59 130H60L59 126L57 125V122L55 119H49L48 121L44 123V129H43V135H42V147H43V151L45 155H49L54 152L55 147L58 144L57 135L59 133Z\"/></svg>", "mask_w": 264, "mask_h": 264}]
</instances>
